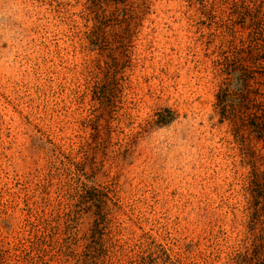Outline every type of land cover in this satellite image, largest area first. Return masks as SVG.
<instances>
[{"label":"rangeland","instance_id":"1","mask_svg":"<svg viewBox=\"0 0 264 264\" xmlns=\"http://www.w3.org/2000/svg\"><path fill=\"white\" fill-rule=\"evenodd\" d=\"M225 90L264 93V0H0V264H264Z\"/></svg>","mask_w":264,"mask_h":264},{"label":"trees","instance_id":"2","mask_svg":"<svg viewBox=\"0 0 264 264\" xmlns=\"http://www.w3.org/2000/svg\"><path fill=\"white\" fill-rule=\"evenodd\" d=\"M218 100L222 118L232 123L236 138L243 137L242 131L251 129V134L264 139V93H256L251 98L243 91L225 90L218 95Z\"/></svg>","mask_w":264,"mask_h":264},{"label":"bare ground","instance_id":"3","mask_svg":"<svg viewBox=\"0 0 264 264\" xmlns=\"http://www.w3.org/2000/svg\"><path fill=\"white\" fill-rule=\"evenodd\" d=\"M28 21V20H27Z\"/></svg>","mask_w":264,"mask_h":264}]
</instances>
